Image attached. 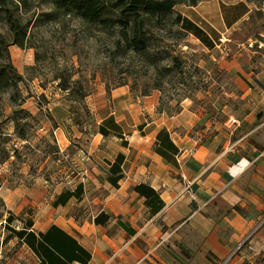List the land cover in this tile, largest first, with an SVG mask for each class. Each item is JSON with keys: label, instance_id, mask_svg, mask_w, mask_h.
<instances>
[{"label": "crops", "instance_id": "0c3cea01", "mask_svg": "<svg viewBox=\"0 0 264 264\" xmlns=\"http://www.w3.org/2000/svg\"><path fill=\"white\" fill-rule=\"evenodd\" d=\"M249 12L242 1L215 0L178 13L186 33L212 49ZM127 93L115 92L118 108L107 116L93 115L92 133L70 134L67 105L53 104L57 146L77 143L85 159L77 151L76 181L55 197L50 218L26 227L35 264H264V119L227 118L210 130L212 120L180 114L136 131ZM142 103L153 108L156 96ZM242 160L248 165L231 176Z\"/></svg>", "mask_w": 264, "mask_h": 264}, {"label": "rangeland", "instance_id": "374dc122", "mask_svg": "<svg viewBox=\"0 0 264 264\" xmlns=\"http://www.w3.org/2000/svg\"><path fill=\"white\" fill-rule=\"evenodd\" d=\"M213 1L177 5L151 30L149 58L117 45L116 29L102 31L65 15L50 0L6 6L27 23L28 40L23 49L7 48L16 76L12 86L0 90V264H35L15 232L48 220L55 197L76 181L77 151L84 148L72 142L60 151L54 129L61 116L53 104L67 105L74 127H68L70 134L94 132L93 115L103 118L118 108L113 102L118 89L128 92L135 105L136 131L141 123L166 124L180 114L200 116L201 124L212 120L210 130L227 118L264 119V0H221L242 1L250 12L206 49L181 30L176 17L193 3ZM0 35L10 42L1 19ZM7 63L2 52L0 68ZM153 94L156 104L148 111L142 99ZM187 127L190 135L196 129ZM258 141L264 148V134ZM72 208L75 215L82 213Z\"/></svg>", "mask_w": 264, "mask_h": 264}, {"label": "trees", "instance_id": "16d2710c", "mask_svg": "<svg viewBox=\"0 0 264 264\" xmlns=\"http://www.w3.org/2000/svg\"><path fill=\"white\" fill-rule=\"evenodd\" d=\"M16 1L24 3L26 0ZM183 2L184 0H50L53 9L65 15H71L90 25L100 26L102 31L116 29L117 45L120 43L125 51L146 58H149L151 30L159 28L160 22L170 16L175 7ZM8 4L17 6L14 0H0V19L8 25L11 35L9 43L0 35V55L3 52L8 60L7 65L0 68V90L12 86L16 76L9 61L7 48L15 45L23 49L27 46L28 40L27 23H22L14 15L6 7ZM194 5L196 4L193 3L192 6ZM176 23H179L184 33L191 28L180 14L176 17ZM195 33L199 36L197 32ZM60 87L63 90L68 89L63 85ZM70 95H73V92ZM28 228L24 227L15 232V236L31 249L32 235L26 231ZM51 229L56 230V228ZM47 237L48 233L42 239L45 243H47Z\"/></svg>", "mask_w": 264, "mask_h": 264}, {"label": "built area", "instance_id": "2783aa9c", "mask_svg": "<svg viewBox=\"0 0 264 264\" xmlns=\"http://www.w3.org/2000/svg\"><path fill=\"white\" fill-rule=\"evenodd\" d=\"M78 153L81 157V160L85 159V152L83 149H79ZM248 165L247 162H243V160L239 163H236L235 165L231 166L229 169V173L231 176H236L238 173H240L246 166Z\"/></svg>", "mask_w": 264, "mask_h": 264}]
</instances>
